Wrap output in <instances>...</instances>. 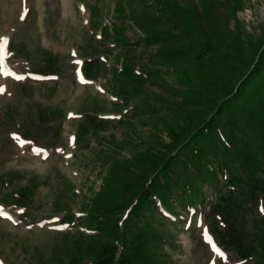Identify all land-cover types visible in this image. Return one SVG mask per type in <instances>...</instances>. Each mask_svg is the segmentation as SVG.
<instances>
[{
  "label": "rangeland",
  "instance_id": "obj_1",
  "mask_svg": "<svg viewBox=\"0 0 264 264\" xmlns=\"http://www.w3.org/2000/svg\"><path fill=\"white\" fill-rule=\"evenodd\" d=\"M0 38L5 264H264V0H0Z\"/></svg>",
  "mask_w": 264,
  "mask_h": 264
},
{
  "label": "snow or ice",
  "instance_id": "obj_2",
  "mask_svg": "<svg viewBox=\"0 0 264 264\" xmlns=\"http://www.w3.org/2000/svg\"><path fill=\"white\" fill-rule=\"evenodd\" d=\"M8 40L7 38H0V74H4V75H11V71L10 69H8L7 64L5 63V57L8 55L7 52V47H8ZM16 79H23V77L21 76H17ZM4 89L0 88V94H3ZM16 139H19L18 137H14ZM25 143H29L28 141H21V146H23V144ZM37 152V154L40 153L41 150L36 149L35 150ZM262 211H264V209H261ZM5 215L3 209H0V216ZM10 218V217H9ZM205 238L208 240V242L210 244H212V249L214 252L219 253V249L217 248V246L212 243L211 237L208 235L207 231H205L204 233ZM222 254V253H220Z\"/></svg>",
  "mask_w": 264,
  "mask_h": 264
}]
</instances>
